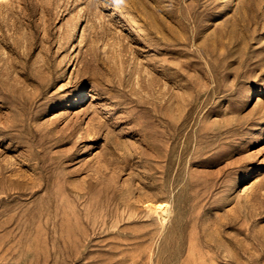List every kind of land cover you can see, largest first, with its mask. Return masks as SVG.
Masks as SVG:
<instances>
[{"label": "rangeland", "instance_id": "obj_1", "mask_svg": "<svg viewBox=\"0 0 264 264\" xmlns=\"http://www.w3.org/2000/svg\"><path fill=\"white\" fill-rule=\"evenodd\" d=\"M0 264H264V0H0Z\"/></svg>", "mask_w": 264, "mask_h": 264}, {"label": "bare ground", "instance_id": "obj_2", "mask_svg": "<svg viewBox=\"0 0 264 264\" xmlns=\"http://www.w3.org/2000/svg\"><path fill=\"white\" fill-rule=\"evenodd\" d=\"M158 204H156L154 207H153V209H154V211H160V212H162V211H165V210H167L166 208V206H165V204L167 203H165V202H157ZM153 204V203H152ZM148 206H151V205H148ZM168 213V212H167Z\"/></svg>", "mask_w": 264, "mask_h": 264}]
</instances>
